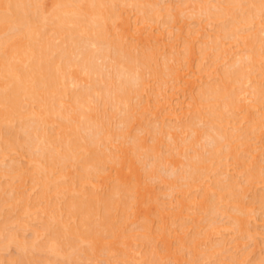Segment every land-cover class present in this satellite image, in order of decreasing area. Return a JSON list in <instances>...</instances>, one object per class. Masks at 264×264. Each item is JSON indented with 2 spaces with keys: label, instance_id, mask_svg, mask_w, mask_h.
Wrapping results in <instances>:
<instances>
[{
  "label": "rangeland",
  "instance_id": "rangeland-1",
  "mask_svg": "<svg viewBox=\"0 0 264 264\" xmlns=\"http://www.w3.org/2000/svg\"><path fill=\"white\" fill-rule=\"evenodd\" d=\"M154 1L156 3L158 1H160L161 4L160 3L159 4H160V7H162V8L163 7L164 8L169 7L172 13L169 10H168V12L171 13L172 16L170 14H168V15L172 18H175V19L173 20L172 18L169 17L172 20V22L170 20L169 21L170 23H168V20H167L168 16L166 15L167 17H164V15H165L164 11L166 10L165 12H167V9L164 10V8H163V14L164 15L162 14L163 15V16L161 15L162 17H160V18L156 17L157 18L156 19L155 16H150L149 19H153V20L147 21L148 18L145 15L144 16L146 18L144 16H142L143 14L138 12V9L136 8V6L131 1H122V2H120L122 5L117 4L119 7H117V5L115 6L116 9H118L117 13L119 14V12H120L121 16L119 17V15H118L117 17L112 19V21L110 20L108 22V25H107L108 40L111 39L109 41H111V42L114 41L113 43H116V42L121 43L124 46V48L128 49V50L126 49L128 52L132 51V53L134 55H135V51H136V54L138 52L139 55L141 52L148 53L146 55H150L152 53V55L154 54L156 57L155 58L153 56V58L155 60H152V61H154L160 65H163V62L166 61V59H168V56H170L169 60H171V61H169V60H167V61H169V68L172 66L171 72L174 73V75H173L170 72L171 75H169L167 77V75L170 71V69H168L167 75L165 74L166 73V71H165L164 72L165 75L163 74V77L161 76L162 74H160V76H159L158 74L161 72L163 73V70L165 69L166 66H164L163 70H162L163 66H161V68L157 67V69H161V71L156 74L157 69L156 70L154 69V68H156V65H155L156 63L153 62L154 64H152L151 61H150L151 62L150 65L152 64L151 67L154 66V68H153L154 70L153 69L151 70V68H150L151 72H148V70H149L148 66H150V65L141 67L142 71H140V73L144 75V83H146L145 84L146 87H143L144 89L142 88V92H140L141 96L138 97V99L136 98L137 97L136 94L133 98H132V96L134 94L131 95L132 103H130L131 107H130L129 111H132L131 112L132 119H134V118L135 119L131 123L132 124L131 128H128V130H127L130 132V137H129V132H127L126 138H123V139L120 138V140H119V138H117L118 139L117 140L115 138L116 136H114L115 140L112 141L111 139H113V136H112V138H110L111 137L110 136L109 138L111 141L109 142V138H108L107 142H109V143H104L105 145L108 144L107 147H105V149L109 150L110 152L105 150L104 147L100 148L102 151L101 150L99 151L97 149L99 152H105L106 151L105 154L107 152L111 153V151H112L113 152L112 154H115L114 155L115 158H113V160L114 159L117 160L116 159L117 156L119 157L118 158L119 161H117L118 164L115 163L116 162L115 160L112 161V158H111L112 154L107 153V155H109L111 158L110 159L111 163H109L110 161H108V160H107L108 165H106L107 161L104 163L106 165V167H104L105 169L103 171V174L100 173L101 175L99 178H96V179L92 178L95 181L92 180L93 181L92 182V181H90L91 180L90 179V180H88V182L85 180L84 181L85 183L82 180L79 181V179L77 177V175H78L77 172L79 171L78 170L79 168H76V167H75L76 169L72 168L73 164L75 166V163H73V161L71 162L72 166H70L71 164H70V162H68L69 163L68 165L70 166V168L68 170L70 172L67 170L66 174L65 173L60 174V173L63 171L61 169L65 170L67 167H69L68 165H59V164L56 165L54 167V169L59 170V171L61 170L60 172L57 171L59 175L57 174V172H55L54 169L52 170L51 173H49L52 175V177L48 173H46V174L49 175L51 177V179H53L54 181L56 179H60V175L64 176V174H65V177H67L66 175L68 174V177L70 179L67 178L68 180H66V178L62 177V179H63L62 182L64 184H66V187L63 183H60V180H58L59 182L57 181L58 183L61 184L60 187L64 186L63 187L64 189H67L68 185H70V184H71L70 185L71 188H73V186L76 187V188L72 189L73 191L70 190L71 188H69V191H67L68 190L67 189V190H65L66 192L65 191L62 192V193H64L65 197H68V195H69V197H68L69 199H68V198H65L61 192L58 193L57 192L58 190H55L56 187H55L54 183H52V184H54L53 187H52V184H50L52 187L51 191H50V189H48L49 190L48 191L47 189H45L43 187L42 180L43 179L45 180V178H46L45 177L46 175H44L45 173L43 174L44 175L43 179H42L43 175L40 176L41 174L37 175L36 172L33 173V170H34L33 168H35L34 167L35 162L32 163L31 160H33V159H30V158H31L32 154H33V157H36L35 155H37V156L39 155L37 149H36L37 154L35 153V155H34V152H31L32 150H30V151L27 150V148H26L27 146H25L26 143H25V145L23 143H17L16 145L19 148H15V144H14L13 147L11 146L12 147L11 149L7 148V149H9L7 151H4V149H1L0 152H2V154H4L5 152L7 153L9 151L6 155V157L1 156L2 161L3 160L5 161V162L4 161L2 162L0 160V163L1 162L3 163L2 165L0 164L1 165L0 169L1 168H2V170L5 169L4 171H1V172L3 173L6 171L9 173L12 169L16 170V172H15L14 176H11L10 174L5 172V174L4 175L2 174V177H0V181H2L5 184L4 185V184L0 183V185H1L0 187H2L4 185V187H5L4 191H7V192H4L2 188H1L2 190L0 189L1 190L0 193H3V192L5 193V194L3 193L4 196L1 195V197H3L2 198L3 200L0 199L2 202H4V203H2L0 201V214H2L1 212L4 208H6L7 206H10L9 204L12 203V201H10V200H13L15 203L18 201L17 204L19 203L18 205L13 203L15 206H13V204H12L13 209L15 207L14 210L17 212H15V211L13 212V210H11V209L9 210L7 208L3 210L4 213L7 215L6 216L3 213L4 214V215L2 214L3 217L6 216L9 219V216H10L9 214H11V218H12V219L10 218L12 220V222L9 221L10 222L9 223L8 219H7V221L4 220V219H6V217H4V218L2 216L0 217V223L4 224L3 222L6 221L7 224L10 225V226H8L7 224H4V225L8 226V227L6 226L7 229H5L6 227L3 225L1 226L3 228V233H7L9 235V233H16V232H14L16 230V231H18L16 233L17 237L23 236L21 238L22 241H25L24 238L26 237V242H31L32 240H34V241H36L35 243L39 242L43 246L44 244L48 243L46 241H48V238L51 239L53 232L59 228V225L61 223H65L66 226L69 223L72 227H74L73 225H75L76 226L75 228L78 227V229L79 228L81 229V227H82L81 218L78 219V217L72 216V215H70L71 217L70 216L68 217L67 216L68 212H65L64 213L65 215L62 216L63 215L62 211L64 209L67 210L68 205H70V203H72L71 200L73 201V198L76 195L78 197L77 190L81 189V191H83L82 187L84 186V189H86V190H84L85 191L84 194L88 195V191L92 190L93 194H95V195L100 194L102 197V196L106 195L107 192L109 194L110 189H111V187L114 186V184L117 185L118 183H121L119 185L122 186L124 183H126V184L129 183L128 186L131 185L132 186L131 188L132 189L134 188L133 189L134 191L132 190L134 192L132 194L133 196L130 195V193H129V195L124 197L123 194L121 193V194H118V196L116 195L117 198H115V199L118 200L120 198H125V200H126V198H128V196H131L132 198L127 199V202L130 205H134V206L131 207L132 211L127 210L129 208V207H127V209L126 208L125 209L120 208L121 212H120V209L114 212L115 223H116V226H115L114 231H113L114 233H111L112 237H111V235L110 236L106 235V237H110L109 239L112 238L111 240L114 241L113 243H111V240H106V246L109 250L105 246L103 247V245H105L104 244L105 241L103 240L104 242H102V246H100V249H101V247H103V249L102 250L97 249L98 250L97 252L99 254L97 255V252L95 253V251H94L96 256H94V254L90 253V257L89 256L87 257V255H89V248H87V247L90 246V244L87 245V244L82 242L79 244V245H81L80 250L88 249L87 250L88 254L85 253L86 255H82L80 253L81 256H80V254H79V256L81 257V261H80V257H79V260H77V261H80L82 264L83 263L84 264L85 263L86 264H125V263L126 264H128V263L129 264H155V263L156 264H215V263H217V264H222V263L223 264H264V199H263L264 198V104H262V105L255 104L256 107H252L254 105V97H252L253 96L252 93H254L253 92L254 91L253 85L254 86L255 85H261V84L264 85V32H263L264 31V28H263L264 27V18L262 15H260L262 17H260V16H259L260 18L258 17L259 21L256 20L255 21L256 23L251 24L250 27H249V25L244 26V28L246 27L245 29L242 28L243 26H241V25H237L236 27H233L232 28V32H234L233 35L237 34V36L235 35L236 37L231 38V39H228V37L229 36L231 37V35H229L226 38L224 36H222L225 39L224 40L221 37V35H223V34H221L222 32L220 29V27H221L220 23L225 26L232 21V17L227 16L224 18H217V19H212V21H209V20L207 21L206 17L201 16V14L197 15L199 13H198V11H196V7H197V5H200V6L202 5L201 0H198L200 3L197 0H193V1L191 0L192 2L190 0H165L164 2H163V0H154ZM204 1H209V5H217V4H220V2H222L220 0H204ZM54 3H55V0H46V3H44L46 6V7L44 6L45 7L44 9H45L47 14L52 11L50 8L53 9V7L55 5ZM184 4H186V5H184ZM200 6L198 8H200ZM135 8L137 10H135ZM158 8H159V6H158ZM183 8L186 9L185 15L184 16L177 15L178 12L180 11V9L184 10ZM263 15H264V13H263ZM175 16L176 17L178 16V17L176 18ZM113 20H116V21L113 22ZM218 24L220 25V27H218ZM247 27H249V28H247ZM48 29H50V28L48 27ZM48 32H50V34H52V35L49 34L46 36H49V38H51V41L52 42L54 41L55 43L54 42L53 43L57 44L58 47L62 46L61 45L63 43L62 37H61V39H60L61 41H60L59 36L55 35L56 38L58 37L56 39L54 36V33H52L51 30H49ZM48 32H46V34H48ZM216 32H217V34H216ZM219 32H221V33H219ZM259 32H261V33H259ZM218 33L221 35H219ZM256 34H258V37H260L259 40H262V41H258V37ZM218 35L220 36L221 39L219 38ZM217 36H218L219 40H221V44L222 43H224V44H222V45L220 44L221 48L223 47L222 51H221L222 54H221V56H216L219 58L217 60H215L216 58H213L214 57L213 53L215 54L217 51H215L212 48V46H214V45L209 46V44L211 45V43H209V41L216 38ZM251 36L252 37L256 36L257 40L255 38L253 40V38ZM53 37L56 40L53 39ZM177 38H179V39H177ZM222 40H224V41L222 42ZM203 41L204 42L207 41L209 43L208 46L211 47L212 50H214V51H212L210 49V51H212V52H205L206 50H204V52L202 51L204 54L205 53L207 54V55L205 54L204 56H202V52H199L200 50H203L202 47L206 46V45H204L205 43L202 44ZM212 41H213V43L215 42L214 40H212ZM251 41L254 42L253 47L255 48L254 51H253V49H252V51L254 53L257 52L256 54L259 53L261 55L260 59H258L257 60L258 62L256 61V64H255L256 68L254 70H258V71H255L256 75L255 74H253V76L250 75L251 76L250 78H252L251 81L254 79L253 77H255V79H254L255 82H251V81L247 82L245 84V86H243V85L241 86L242 92L238 91L239 93H241V95L239 94L240 95L239 100H241V103L239 102L241 105L240 107H242V108L245 107V108H243V109L238 108L239 110L235 111V112H237V115L234 112V115L237 116L235 118L236 120L233 118L235 121L231 120L230 121L231 124L228 123V125L226 124V126L225 125L223 126V124L220 123L225 131L228 129L227 131H229V134H230V132L235 133L237 139L232 138L233 140H230V138H231L230 137L229 140L232 141V143H231L232 147H234V145L237 146L238 150L236 149V152L238 154L235 153L236 156H239V155L240 156H239V158L236 159L235 158L236 156H232L231 152H228L229 153L228 155L225 153V155L227 157L225 156L223 158V161L221 160V162H225L224 167L226 169L223 167L222 173L220 172L221 166L216 165L217 162L216 163L214 162L215 164L214 163H212V164H213V166L216 165L215 168L211 169L210 172L208 170L204 171V174H207V176H205V178H203L204 176L201 177L202 181L200 180V178L197 179L199 181L187 180L189 182L193 181L194 183L190 182L189 187L187 185L185 186L184 184L185 183L187 184L188 182H186V180H184L183 178L180 179L179 176L181 175V173L179 175L178 172H181L182 170L185 171L184 166H186V163L188 162L187 159L190 157V155L192 156V155L197 153V152L194 153V150L198 149V151L203 150V152H204L205 149H208L207 148L208 146H210L209 148H211V145L209 143L210 139H208V135L207 136H204L205 134L201 135L202 132L205 133V131H208L207 130L208 128L205 129L206 125L208 124L206 122L209 121V123H210L211 118H210V114L206 108L208 106L205 107V105H203L201 102L202 99H201V96L199 94V89H201V91L203 90L201 87H203L205 89L204 85L207 83L208 84L211 83L212 85L215 82L220 83L221 77L223 78V76H221V75L222 74L224 75V73L220 72V70L223 71L222 69H225V68L227 69L228 66L230 64H232L235 60H238V58H243L242 56L246 55L244 57L246 59L247 54H250L252 52L251 51L250 53H248L249 49L247 47V42L249 44V42L251 43ZM255 44H257V46H255ZM190 47L193 48V51ZM209 47H207V48H209ZM91 48H93V50L98 49L95 46H92ZM190 49H191V51H190ZM208 51H209V49H208ZM57 52L60 53V51H57ZM164 53H165L166 59H164ZM54 55H55V53H54ZM139 55H135V56H139ZM58 56L59 55L56 53V55L54 57H58ZM208 56H210V57H208ZM79 58H81V56H79ZM156 59L158 60V62ZM77 60H78V58H77ZM214 60L217 62L216 64L214 63ZM108 61L110 62V59H108ZM103 62L104 61H102V60L98 61L99 64L103 63ZM249 62H252V61H249ZM106 63H108V62H105V67H106ZM110 64L114 65V66H112V65L111 66H112V69L115 70L116 66H115L114 62L113 63L111 62ZM164 64H166V62H164ZM250 65H252V64L250 63ZM108 66H109V68H111V66L109 64H108ZM253 66H254V63H253ZM253 66H251L250 69H252ZM76 68H77V66H76ZM76 68H74L75 72L74 71L73 72H74V74L76 73L77 75L75 74L76 76H74L72 74V76L76 77L77 79L74 78L75 81L74 80L73 81L75 83L71 80L72 81L71 83L73 85L69 84L70 85V87H69L70 93L78 90V88H80L81 90H84V89L89 88L91 86V81L89 80L87 75L82 73L80 70L78 71ZM167 68H168V65H167L166 69ZM70 69H71V71L73 70L72 68H70ZM103 69H105V68H103ZM174 69H175V71L173 72ZM250 69H248L249 70L248 72H251L250 74H252V70L250 71ZM105 70L109 71V69H105ZM71 71H70V74H71ZM110 71L108 73L105 71V73L111 74V75L115 74L114 71H111V72ZM152 71L155 72L154 73L155 77L153 76ZM205 71H206V73H205ZM220 73H222V74H220ZM156 75H158V76H156ZM164 76L167 77V78L165 77L166 80H165ZM172 76H174V80L172 79L173 78ZM200 79H202V80H200ZM76 80H77V82H76ZM116 80H117V78H115V81ZM192 83L195 84V85L193 84L194 90H189V88L191 87L190 85H192ZM263 85H261V86H263ZM237 87H239V85H236V88ZM190 89H193V88H190ZM201 91H200V93H201ZM198 96H199V99H197ZM93 99H94V97H93ZM97 99L98 98L96 96L94 100L97 102L91 103L92 109H90V110H92L93 112L92 111L90 112V110L87 109V110H89V113H91L90 116L92 117L93 121L96 122L97 120L102 119L101 122H103L104 124L107 125V126L105 125L107 127V128H105L106 130L109 131V130L113 129V133H115L114 129H116V131H117L116 133H118V127H119V132H120V126L118 125V123L120 121V119H119L120 116L122 118V114H120V116H119V113H121V112L118 111V115L114 117L113 113H115V112L117 113V110L114 109V107H109L110 105H106V108H108V113H106L107 110H106V112H103L104 109L100 108V106H103L104 104L103 103H101V105L98 104L100 102ZM136 99H137V101H136ZM170 99L172 100L171 102H173L174 104L169 101ZM200 99H201V101H200ZM65 100H66L65 102H67V104L69 105L70 104V98L67 97V99H65ZM90 101H91V98H90ZM100 101H101V99H100ZM198 102H201V103H198ZM203 103H205V102H203ZM201 104L204 107L200 106ZM25 105H27V104H25ZM98 105H100V106H98ZM132 105H133V107H132ZM135 105H136V107H134ZM36 106H38L37 103L30 104L29 106L28 105L24 106L25 108L27 107L26 109H28V111L24 109V110H22V114L25 113V115H26V113L29 114L33 110L34 111L38 110V107H36ZM96 106H98V107L96 108ZM170 107H174L175 110L177 111L176 113H177L178 117H177V119L175 118L176 120L170 119V116L173 114V111H174V109L170 110ZM236 107H238V106H236ZM0 108H1V106H0ZM177 109H179V110H177ZM112 110H113V112H112ZM210 110L211 109H209V111ZM227 110L224 109V111H226L228 114ZM232 110H234V109H232ZM24 111H27V112H24ZM133 111L135 112V114ZM111 112H112V115H111ZM74 113L75 112L70 113V115L68 116L69 121L62 119L61 117L54 116L53 118H51V120L48 121L46 128L48 129V131L52 135L55 134V136H58V134H59L58 132L64 133L68 130L70 132L69 128H68V130L67 129L62 130L61 127L58 125H59V123H66V122H67L66 124H68V125H70V124L71 125H76V124L78 125L79 122L84 121V120L80 119L82 117L77 116V114L73 115ZM169 113H170V115H168ZM229 113H231L230 110H229ZM205 114H206V116H205ZM207 114H209V116ZM100 115L102 116V118ZM103 115L105 117H103ZM109 115H111V116H109ZM228 115H230V114H228ZM74 116L77 118H74ZM109 117H111L112 119H110ZM113 117H114V119H113ZM173 117H176V116H174V114H173V116H171V118H173ZM99 118H101V119H99ZM106 118H109L108 119L109 122L107 121ZM251 118H253L255 120L257 119L256 121H258V123H259L258 128L256 130L252 131L253 133H251V131H250V129H251L250 127L252 125L250 123ZM75 119L76 120L78 119V120L76 121ZM253 119H251L252 120L251 122L255 121ZM80 120H82V121H80ZM147 120L149 121L148 122L149 126L147 125ZM101 122H99V123H101ZM227 122H229V121H227ZM233 122H234V125H237V126L232 125ZM103 123L101 124V126L103 125ZM120 123H121V121H120ZM153 123L155 124L154 126H153ZM157 123H159V124H157ZM235 123H238V124H235ZM142 124H144V125H142ZM146 125H147V127H146L147 130L145 129ZM150 125L152 126V128H154V130L158 129V130H156L158 132H156V131L154 132V130H153L154 133H152ZM194 125H195V127H194ZM209 125L210 124H208V126ZM217 125H218V123H217ZM13 126H15V125L13 124ZM155 126H157L156 129H155ZM190 126H192V127H190ZM227 126L229 128H227ZM11 128H13V127H11ZM18 128H20L21 131H23L20 124L19 123L17 124V122H16V126L14 127V132L19 134L20 131L19 132L17 131V130H19ZM122 128H123V125H121V130H122ZM195 128H197L196 131L198 130L197 133L194 130ZM239 128H240V130H238ZM4 129H6V127L5 128L3 127V129L1 128V131ZM53 129L55 130V132ZM160 129H161V132L163 131L164 134L160 133ZM204 129H205V131H203ZM234 129H236L237 131ZM246 129H247V131H245ZM5 131H7V130H5ZM87 131L83 132V134H85V133H86V135L92 134V132L87 133ZM147 131L149 132V134ZM12 132H13V130H12ZM23 132H20L19 136L21 135L22 137H25L26 134L25 133L22 134ZM110 132H112V131H110ZM244 132H248V134L245 133V136H244V134H243ZM56 133H58V134L56 135ZM109 133H108V135H109ZM210 133H212V132H210ZM196 134H198V135L196 136ZM206 134H207V132H206ZM134 135H137V137H139V139H142L143 143H145L147 146H153V147L155 146L156 147V145H157L158 147H156V148L159 149L158 151L156 149L157 155L160 151L159 154L162 155V159L164 158V156H166V158L163 160V162H165V160H166L167 166H165L164 163H163L164 164L163 166L160 165L162 167V169L160 168L161 170L159 169V172H161V173H159L157 171L158 173H156L157 174L156 177L155 176H153V178L149 177V173L152 172V171L149 172V169H150L149 164L154 162V161H152L154 159V156H153V158H151V156H149L150 157L149 158L147 156L149 154L146 153V152H148V150L146 151V149L142 150L141 151L142 153L139 152L140 153L139 155L137 153H134L131 150L133 142H134V137H135ZM153 135L156 136V139L158 138L157 139L158 141H156V139L154 140L155 137ZM159 136H160V138H159ZM191 136H192V138H191ZM230 136H231V134H230ZM239 136L243 137V139H245V140L241 139ZM198 137H199L200 141L198 140ZM1 140L3 141V139H0V141ZM206 140H209V142L207 141V143H209L208 145L206 143ZM194 142H196L195 145L192 144ZM227 143L228 142H226L224 144L228 145ZM241 143H244V144H241ZM202 144L207 145L206 148L204 147L205 149L203 148ZM191 145L194 146L192 149L190 148ZM239 145H242V146H239ZM185 146H188V147H185ZM23 147H25L26 149ZM28 148H29V146H28ZM184 148L187 149L188 151L185 150ZM103 149L105 151H103ZM227 149L228 148H225V152L229 151ZM10 150H11V152H10ZM15 150H16V152H15ZM25 150H27L28 152ZM168 150H169V152H168ZM22 151H24V152H22ZM244 151H247V152H244ZM29 152H31V153H29ZM187 152L188 153L190 152V155ZM192 152L194 154H191ZM26 153H28V154L26 155ZM186 153L188 154V156H187L188 158H185ZM141 154L143 156V158L141 157L142 159H140ZM201 154H204V156L206 155L205 157H207L208 151L206 153V150H205V152L201 153ZM248 154L249 155L253 154V155L249 156ZM145 155L147 156V158H149L148 160L145 157ZM150 155H154V153H151ZM161 155L159 157H161ZM229 155H230V159H229ZM114 156H112V157H114ZM208 156H209V154H208ZM231 157H233L236 161H234V159H232ZM240 157H242L243 160H245V161L240 160ZM150 159H152V160L149 161ZM167 159H168V161H167ZM120 162L123 164H121ZM148 162H150V163H148ZM181 162H183V163L186 162L185 165L183 166L184 167L183 169H182L183 164ZM178 163L182 164V165H179ZM208 164H209V162H208ZM217 164H219V163H217ZM220 164L223 165V163H220ZM3 165H4V167H3ZM32 165H34V166H32ZM177 165H179V166L177 167ZM243 165H244V167H243ZM9 166H11V167H9ZM57 166H58V168L60 167L61 169L60 168L57 169L56 168ZM76 166H78V165H76ZM164 166H165V168H164ZM219 168H220V171H218ZM251 168H254V170H256L255 171L256 173L254 172L253 169H252L253 171H250ZM167 169H169V170H167ZM177 169L180 171H177ZM216 169L220 173L217 174ZM20 170L21 171L23 170V171L21 172ZM247 170H249L250 172H254L255 174H258L259 179H257V178L255 179V177H254V179L253 178L249 179V177H248L249 175H248V173H246V172H248ZM19 171H20V173L24 172V176L23 175L21 176V178L23 177L22 178L23 180L21 178H19V180H18V175L20 174V173H18ZM27 171L29 173H27ZM30 171H31V175H32L31 177H33V179L30 178ZM75 171H77V172H75ZM175 171H177V172H175ZM212 171L213 172L216 171L215 173L217 175H214L212 173ZM223 171L225 172L224 174H223ZM104 172H106V173H104ZM166 172H168V173H166ZM183 172H182V176H184V174H185ZM35 173H36V175H35ZM72 173H73V175H76L75 173H77V175L72 176ZM174 173H176V175H174ZM156 174L154 173V175H156ZM162 174L164 175V177ZM221 174H223V175H221ZM5 175H7L9 177H4ZM35 176H37L38 179H42V180L41 181L40 180L35 181V179H34ZM98 176H99V174L96 177H98ZM220 176H222V177H220ZM37 177H35L36 180H38ZM56 177H58V178H56ZM73 177L74 178L76 177L78 179V181H77V179H74ZM219 177L223 181L224 180L228 181V179H230L229 177H231V178L233 177V179H230L229 181H232L233 183H235L237 185L236 190L241 193L243 203H244L243 205L244 206L246 205L245 209L249 208V210L247 209L248 212L246 210L248 215L243 216L242 214L238 213L239 214L238 217H242L243 219H247L246 221L249 223H247L245 228L248 229L250 234L247 233V231H246L247 234L244 232L242 233L244 235L238 234L239 232L241 233V231H239V229L235 228L236 226L234 224L230 223L232 221L229 220L230 217H229V219L227 217L232 215L230 213V212H232L231 211L232 206H229L227 199H226L227 198L226 196H225L226 198L221 199L222 201L221 200L217 201L218 205L222 204L221 205V211L223 210L222 212L224 213L223 217H222L223 219H221V220H220V218H221L222 214H219L221 211L218 213L219 216L221 215L219 218L214 217L215 222L217 221L219 223V225L216 224V226H218L217 227L218 229H216L217 231L214 229H209L211 227L208 226V222H207L208 217L206 218V220L203 221V217L205 219V216L207 215L206 212H203V210H204L203 209V207H204L203 201H205V199H206L205 197L208 196V199H209L210 197L214 196V195L212 196V194H215L217 191L219 192L218 189L215 192L216 186L214 185L216 182L215 180H218ZM20 179H21V183H20ZM64 179H65V181H64ZM72 179L74 182L76 180V182H78V183H75L76 185H73L74 182H72ZM178 179H180V180H178ZM49 180H50V178H49ZM67 181H68V183H67ZM48 182H50V181H48ZM57 182H55V183H57ZM79 182H81L80 183L81 188H80ZM130 182L133 184H131ZM36 183H38V185ZM86 183L88 184V186L83 185ZM18 184L21 185L20 189H18V188L16 189L15 185H17V187L20 186V185L18 186ZM77 184H79V185H77ZM12 186H14L15 188H13ZM37 186H39V187H37ZM11 187L13 190H15V192H13V191L9 192ZM54 187H55V189H54ZM88 188H89V190H88ZM59 190H61V189H59ZM47 191L50 194L49 196L52 195L51 197L48 196ZM71 191H72V193H71ZM81 191H79V192H81ZM12 192L14 193V195L12 194ZM17 192H19V194ZM23 192H24V194H23ZM74 192L77 194H75ZM90 192L91 191H89V193ZM206 192H208V195L206 194ZM54 193H57L55 195H57L58 198L60 197V195H61V197L58 199L57 197H55ZM73 193L75 195L72 197L71 195ZM39 194H40V196H38ZM209 195H211V196H209ZM15 196L18 197V199H20L22 196V198H24V199H22L21 201H24L25 204L23 202L21 204V201L19 202V200L16 199ZM253 196H255V197H253ZM259 196H260L261 200H260V198H258ZM77 197H75V199H77ZM10 198H12V199H10ZM13 198H15L16 200H14ZM48 198L49 199L51 198L50 201L53 200L55 205L52 204V201L50 202ZM56 198L58 200H63V202L61 203L60 201L58 202V200L56 201ZM6 199H8V200H6ZM38 199H40L39 200L40 202L41 201H44V202H41V204H40V202L37 201ZM224 199H225V202H227V203H224ZM256 199H259V202ZM47 201H49V202H47ZM66 201L68 202V205H67ZM56 202L58 203V205L56 204ZM155 202H157L158 204ZM220 202H222V203H220ZM59 203H61L60 206H59ZM65 203H66V205H64ZM229 203H231V202L229 201ZM2 204H3V207H2ZM4 204H5V206H4ZM62 204L64 205V207L62 206ZM21 205H23V207H24V205L25 206L27 205L26 207H29L30 209H28V210L26 208L21 209ZM31 205L34 207H32ZM48 206L49 207L52 206V207H50L48 209ZM55 206L57 207L56 209H55ZM65 206H67V207H65ZM228 206L230 207V209L228 208ZM53 207H54V209L51 212L50 209ZM58 207H60V208H58ZM224 207H226V208H224ZM39 208H41V209H39ZM42 208H44V209H42ZM37 209L42 210L41 212L43 214L40 211H38ZM46 209H47V211H46ZM60 209H61V211H60ZM5 210H7V211L9 210V212L7 213ZM23 210L25 212L27 210L28 213L30 211L34 210L33 211L34 215L36 214L35 213V210H36L40 214L37 213L38 216L35 217L34 215L31 214L32 213L31 212L30 213L31 215L29 214L30 215L29 216V215H27V212L25 213ZM55 210H58V211H56V213H55ZM126 210H127V212H126ZM225 210H227V211H225ZM122 211H123V213H122ZM250 211H251V213H250ZM228 212L230 215L228 214ZM21 213L22 214L24 213L25 216L22 217ZM51 213L57 214L58 218L61 216L60 217L61 221L59 220L60 224L56 225L59 221L55 220L56 216L53 214L54 215V217H53V215ZM124 213H125V215H123ZM233 213H236V210L233 211ZM58 214H59V216H58ZM97 215H96V218L95 217H93V218H95L94 223L97 222V224H98L100 219H99V217H97ZM178 215L181 216L182 218L180 219V217ZM39 216H40V218H38ZM65 216H67L66 218H68V219L70 218L72 222L70 221V219H69V221H68V219H65L64 218ZM99 216L101 217V214ZM215 216H218V215L216 214ZM224 216H225V218H224ZM248 216H250V217H248ZM17 217H18V219H17ZM31 217H35V218H32V223H31ZM232 217L234 218L235 216H232ZM232 217H231V219L234 220ZM14 218L16 220H14ZM19 218H22V219L19 220ZM36 218H38V219H36ZM93 218H92V220H93ZM40 219H42V221L43 220L44 221L42 222ZM96 219H98L99 221ZM17 220H19L21 222H18ZM34 220H36L37 222ZM76 221L77 222L79 221L81 223V227H79L80 223L79 222L76 223ZM222 221L225 222L227 224V226ZM15 222H17V223H15ZM33 222H35V223H33ZM55 222H57V223H55ZM220 222H221V224H220ZM18 223H19L18 227H21L20 223L26 225L25 227H23L24 225L22 226L23 228H26L25 229L26 231H22L23 229L21 227L20 232H19V228L17 226H15ZM30 223L32 224V226ZM222 223L224 225H222ZM12 224H14L13 227H15V228L12 227L13 229L11 228ZM42 224H44V225L42 226ZM45 224L47 226L49 225V227L52 225L50 227L51 230H50L49 234H47L48 230L47 231L44 230V229H46ZM147 224L150 226L149 231H145L143 228H141L142 225L144 226ZM122 225H124V226H122ZM37 226H39V229H37ZM56 226H57V229H56ZM233 227H234V229H233ZM140 228H141V231H140ZM219 228H221V229H219ZM40 229H42V230L39 231ZM4 230H7V231L5 232ZM8 230H10V232ZM33 230H35V232ZM45 231H46V233H43ZM199 231L201 232V234ZM32 232H34V234ZM217 232H219V233H217ZM36 233L39 234L41 237L38 235L36 238ZM51 233H52V235H51ZM135 233H136V235H135ZM138 233L141 235L148 233L147 235H149V237L148 236L145 237L146 239H143L142 237L139 238ZM198 233H199V235H198ZM7 234H6V236L8 237ZM45 234H47V235L45 236ZM113 234H115V235H113ZM126 235H129V236H126ZM207 235H208V237H207ZM248 235H250V236H248ZM2 236L4 237V240H3V238H1L2 243H3V241L6 242L7 238L5 240V237H6L5 234H3ZM2 236L0 235V237H2ZM33 236H34V238H33ZM125 236H126V238H125ZM46 237H47V239H46ZM106 237H105V239H107ZM31 238H33V239L31 240ZM124 238L126 241L124 240ZM128 238H130V239H128ZM141 238L143 240H140ZM147 238H148V240L150 239L151 242L146 241ZM1 239H0V241H1ZM18 239H20V238H18ZM21 240L19 241V243L22 242ZM40 240L42 241V243L40 242ZM144 240L146 242H144ZM191 240H194L193 241L194 243L193 242L189 243V241H191ZM34 241H32V242H34ZM79 242L80 241H78V243ZM220 242L224 245H226V244L227 245L221 246L224 249L223 248H220L219 250L217 249L215 258L212 259V257H207L204 255L205 253L208 252L209 246H211V245L214 246V244L216 245V243L220 244ZM126 243H127V245H126ZM128 243L130 245H128ZM145 243H147V244H145ZM40 244H38V245H40ZM182 244L185 247H182ZM184 244H186V245H184ZM16 245H14V247ZM41 245H40V247H42ZM99 245H98V248H99ZM108 245H111L113 250H112V248L110 249L109 247H111V246H108ZM187 246H188V248H187ZM14 247H12V248L9 247L11 250L10 249L8 250V248L2 249L4 251H2L0 253V256H2L1 258H3V260L5 258L8 259L9 257H13V259L9 258L7 262H5L6 260H4V262L2 260L1 264H2V262H3V264H6V263L11 264L12 262H10V261L14 260L15 257H19L20 255L25 256L24 255V254H26L25 250L21 253H18V251H16V250L17 249L19 250V248L15 247V248H17L15 250ZM36 247H37V244H36ZM40 247H37V248L40 249ZM219 247H217V248H219ZM37 248H36V251H37ZM66 248H68L65 251L66 253H67V251H68V253H70V251H72V249L70 250V248L68 246H66ZM104 248H106L105 251H103ZM5 250H8V251H5ZM110 250L113 252H111ZM83 251H82V253H83ZM128 251H129V253H128ZM28 252L30 253V251H28ZM28 252H27V257L30 256V258H32L31 255L34 257L38 256L39 258L38 259L36 258L37 260H43L44 261V259H42V258L43 257L45 258L46 256H47L46 258L49 257V258H51V260H52V258L53 259L55 258V256L53 257V254H51V253H47V254L51 255V257L49 255H47L46 253H44V250H43V252L41 250L40 251L41 253H35L32 251L33 254H31V255H29ZM90 252H93V251H91V249H90ZM124 252H125V254H124ZM42 253H44L46 255L44 256V254L42 255ZM1 254H3V255H1ZM34 254H36V255H34ZM150 254H151V256L154 255V257L151 258ZM122 255L125 257H123ZM162 255L165 258H163ZM21 256L19 258H21ZM158 256H161V257H158ZM40 257H42V258H40ZM24 258H26V257H24ZM33 258L31 259V262H32ZM46 258H45V260H47ZM62 259L65 260V262ZM158 259H159V261H158ZM58 260H59V262H57V264H60L61 262L65 264L66 260L68 261V259L62 258V257H61V259L59 258ZM85 260H87V261L85 262ZM18 261L19 260L17 259L15 262L19 263ZM26 261H24V263ZM154 261H155V263H154ZM156 261H158V263ZM80 262H74L73 264H76V263L81 264ZM12 264H14V262ZM25 264H30V263H28V261H27ZM32 264H34V262H32ZM67 264H69V261ZM70 264H72V263H70Z\"/></svg>",
  "mask_w": 264,
  "mask_h": 264
},
{
  "label": "bare ground",
  "instance_id": "bare-ground-1",
  "mask_svg": "<svg viewBox=\"0 0 264 264\" xmlns=\"http://www.w3.org/2000/svg\"><path fill=\"white\" fill-rule=\"evenodd\" d=\"M122 1H131L136 6V8L138 9V12L142 13L143 14L142 16L145 15L148 18L147 21L148 20H153V19H149L150 16H155V18L156 17L160 18V17H162L164 15L163 14V8L164 7L163 8L160 7V4H161L160 1H158L156 3L154 0H143V1L142 0H55V3H54L55 5H54L53 9L50 8L52 11L50 13H48V14L46 13V11L44 9L46 7L45 4H44V3H46V0H0V106H1V108H0V139H3V141L2 140L0 141V150L4 149V151H7V150H9L7 148L11 149L14 144H15V148H19L16 145L17 143H23L24 145L26 143L25 146H27L26 147L27 150L28 151L32 150L31 152H34V155H35V153L37 154V151H38V154H39L38 156L35 155L36 157H33V154H32V156L30 158V159H33V160H31L32 163L35 162V166L32 165L35 168L32 167L34 169V170L33 169L32 170H33V173L36 172L37 175L41 174L40 176H42L45 173L44 175H46L45 176L46 178L44 180L43 179L44 175H43L42 176L43 180L42 179H38L37 176H35V177H37L38 180H36L35 177H34V179H35V181H39V180L41 181L42 180V185L47 190L50 189V191H51V188L55 184L56 189H55V187H54V189L58 190L57 191L58 193L59 192L62 193L63 191H65L67 189H68L67 191H69V188H71V186H70L71 184L68 185L67 189H64L63 188L64 186L60 187V185H61L60 183H63L62 182V180H63L62 177L66 178V180H68L67 179V178H69L68 174L66 175L67 177H65V174H66L67 170L70 168V166H72V164H71L72 161H73V163H75V166L73 164L72 168H74V169L79 168L78 169L79 171L77 170L78 172L75 171V172L78 173V175H77V173H75V174L77 175L79 181L82 180L84 182L86 180L88 182V180H90V179H91L90 181H92V180H94L96 178H99L100 175L103 174V171L105 169L104 167H106V165H108V161H110L109 163H111V160H110L111 158H112V161L115 160V159L113 160V158H115V156H114L115 154H112L113 153L112 151H111V153H109L110 151L105 149V147H107L108 144L105 145L104 143H109L111 140L114 141L115 140L114 136H116L115 137L116 139L119 138V140H120V138L121 139L126 138V134H127V132H129L127 130H128V128H131V125H132L131 123L135 119L134 117H133L134 119H132V116H131V112L132 111H129L130 107H131L130 103H132V98L135 96V94L137 96L136 98L138 99V97L141 96L140 92H142V88L146 87L145 86L146 83H144V75L140 73V71H142L141 67L150 65L151 62H152V64H154L156 62L152 61V60H155L153 58V56L155 57V55L154 54L152 55V53L150 55H146L148 53L141 52L140 55H139L138 52L136 54V51H135V55H139V56H135L132 53V51L128 52L127 51L128 49L124 48V46L121 43H117V42L113 43L114 41H112V42L109 41L111 39L108 40V35H107L108 22L110 20L112 21V19H114L118 15H119V17L121 16L120 12H119V14L117 13L118 9H116L115 6L117 4L118 5L119 4L122 5L120 3ZM164 1L165 0H163V2ZM220 1H222V2H220V4L209 5V1L201 0V4L202 5L201 6L197 5L196 11H198V13H199L197 15L201 14V16L206 17L207 21L208 20L212 21V19L224 18V17H227V16L232 17V21L229 24L224 26L223 24L220 23L221 27L223 26L222 28L218 24V27H220L221 32H222V33L221 32H219V33L223 34V35H221V34L218 33L219 35H221V37L224 36L226 38L229 35H231V37L229 36L228 39L234 38V37L237 36V34H235L236 36L233 35V33H234V32H232V28L233 27H236L237 25L243 26L242 28H244V26H246V25L247 26L249 25V27H250L251 24L256 23L255 21L258 20L260 17L263 16V18H264V15H263V13H264V0H224V1L220 0ZM118 5H117V7H119ZM184 5H186V4H184ZM158 6H159V8H158ZM199 6H200V8H198ZM136 8H135V10H137ZM165 9H167V12H165L166 11ZM181 9H180V11L178 12L177 15L184 16L185 13H186V9L185 8H183L184 10H181ZM164 10H165L164 11V13H165L164 17L168 16V18H169L170 16L168 14H170L172 16V14H171L172 12H171L169 7L168 8L167 7L164 8ZM168 10L171 13H169ZM260 15H262V16H260ZM168 18H167L168 23H170L169 21L171 20L170 18H172V17H170L169 19ZM172 19L174 20L175 18H172ZM114 21H116V20H113V22ZM171 22H172V20H171ZM48 27L50 29H48ZM249 27H247V28H249ZM49 30H51L52 33H54V36L55 35L59 36L60 37L59 40L62 37V39H63L62 42L63 43L62 44L60 43L62 46L58 47L57 44H54L55 43L54 41H53L54 43L51 41V38H49V36H46V35L50 34V32H48ZM46 32H48V34H46ZM217 32H216V34H217ZM259 33H261V32H259ZM50 35H52V34H50ZM256 35L258 37V34H256ZM218 36L216 37L217 39L216 38L212 39V40L215 41L214 43H213L212 40H211L212 42L209 41V43H211V45L207 41L206 42L203 41V43H202V44L205 43L204 45H206L207 47L214 45V46H212V48L215 51H217L216 52L217 54L213 53L214 57L213 56L212 57L216 58L215 60H217L219 58V57H216V56H221V54H222L221 51H222V48H223V47L221 48V45L224 44V43L221 44V40H219L220 36H219V38H218ZM257 37L255 36V37H252V38H253V40H254V38L257 40ZM55 38H56V36H55ZM55 38L53 37V39H55ZM177 39H179V38H177ZM222 39H224V38L222 37ZM259 39H260V37H258V41H262V40H259ZM224 40H222V42ZM253 43L254 42H252V41H251V43L249 42V44L247 42V47L249 49L248 53H250L252 51V49L254 51L255 48L253 47L254 46ZM208 44H209V46H208ZM92 46H95L98 49L97 50H95V49L93 50V48H91ZM206 46L202 47L203 50H200L199 52H202V51L204 52V50H206L205 52L214 51V50L211 49V47L207 48ZM255 46H257V44H255ZM191 49L193 51V48H191ZM191 49H190V51H191ZM208 49H209V51H208ZM210 49L212 51H210ZM57 51H60V53L57 52ZM253 51L251 52L253 55L251 53L247 54L246 59L244 58L246 55L242 56L243 58H238V60H235L232 64H230L228 66L227 69L225 68L226 70L225 69H222L223 71L220 70V72L224 73V75L222 73H220V74H222L221 76H223V78L220 76L221 77V82L218 80L221 84L218 83V82L213 83V85L211 83L210 84L207 83V84L204 85L205 89L203 87H201L203 89L202 91H201V89H199V94H200L201 99H202V101H201V99H200V101L202 102L203 105H205V107L206 106L209 107V108L208 107H206V108H207V111L209 112L210 118H211L210 119V123H209V121L206 122V123L210 124L209 125L210 127L208 126V124L205 127V129L208 128L207 129L208 131H205V129L203 130V131H205V133H203L201 130L200 131L202 132L201 135H204V134H205L204 136L208 135V139H210V142H209V140H206V143L208 141L210 143V145H211V148H209L210 146H208L207 147L208 149H205L206 146L209 143H207V145L206 144L205 145L202 144L203 148L205 147L204 149L206 150V153L208 151L209 156L207 154V157H205L206 155L204 156V154H201V153H204L205 150H204V152H203V150H200L201 151L200 152L197 149V150H194V153L197 152L196 154H194L193 152L191 153V154H194L192 156L190 155V152L189 153L187 152L190 155V157H191V158L189 157L190 159L187 157L188 154L186 153V157L185 158H188L187 159L188 162L187 163L185 162L186 166H184L185 163H183V162H181L183 165L178 163L179 165H182V169L185 167V171L182 170L181 172H178L179 175L181 173V175L179 176L180 179L183 178L184 180H186V182H188L187 184L186 183L184 184L185 186L187 185L189 187L190 186V182L194 183L193 181L189 182L187 180H197L199 178L201 180V177H203V176H204L203 178H205V176H207V174H204V171L208 170L210 172L211 169H214L216 165L221 166L220 167L221 171H220V168H219L218 171H220L222 173V168L225 166V164H224L225 162H221V160L223 161V158L226 156L225 153L228 155L229 154L228 152H231L232 156H236L235 153H237L236 152L237 146L234 145V147H232L231 146L232 141H230V140H233L232 138H236V135H235L234 132L233 133L230 132V134H231V136H230L229 131H227L228 129L226 130L228 132L227 133L223 129L221 124H223V126L224 125L226 126V124L228 125V123H230L231 120H234L237 117L236 116L237 112H235V111L239 110L238 108H241V109L245 108V107H243V108L240 107L241 106L240 105L241 100H239V98H240L241 93H239V92H242V87L241 86L242 85L245 86V84L247 82L251 81L252 78H250V77L253 76V74L256 75L255 71H258V70H254L256 68L255 64H256V61L258 59H260V56H261L259 53L256 54L257 52L254 53ZM203 52H202V56H204L206 54V53L204 54ZM54 53H55V55L57 53L59 56L58 57H54L55 56ZM79 56H81V58H79ZM169 57L170 56H168V59H166L165 58V53H164V59H166V61H164V62H166V64L168 65L167 69H166L167 65L164 64V62H163V65H160V64L156 63L155 64L156 68H154V66L151 67L152 66V64H151L150 66H148L149 70H150V68H151V70L153 68L156 70L157 67L161 68V66H163L162 67V70H163L164 66H166L165 69L163 70V73L162 72L159 73L161 71V69H157L156 70V74L159 73L158 74L159 76H160V74H162L161 76L163 77L164 72L166 71L165 74L167 75L168 69H170V71H169V73L167 75V77H168L169 75H171L170 72H171V69H172L171 68L172 66L169 68V61H171V60H169L170 59ZM208 57H210V56H208ZM77 58H78V60H77ZM108 59H110V62L108 61ZM100 60L104 61L103 62L104 64L103 63L99 64L98 61H100ZM167 60H169V61H167ZM215 60H214V63L216 64L217 62ZM249 61H252V62H249ZM105 62H108V63H106V67H105ZM111 62L112 63L114 62L115 66H116L115 70L112 69V66H114V65L110 64ZM157 62H158V60H157ZM250 63L252 65H250ZM253 63H254V66H253ZM108 64L110 66L112 65L111 68H109ZM76 66H77V68H76ZM251 66H253L252 69H250ZM70 68H72L73 70L71 71ZM74 68H76L78 71L80 70L82 73L87 75V77L91 81V86L89 88L84 89V90H81L80 88H78V90H76V91L73 90L74 92L70 93V88H69L70 85L69 84H72L71 82L73 80L75 81L74 78H76V77H73L72 74L74 76L77 75L76 73H75L76 75L74 74V72H75ZM103 68L109 69V71L112 69L111 71H114L115 74L114 75L107 74L109 71H107V70H105ZM248 69H250V71L252 70V74H250L251 72H248L249 71ZM104 70L107 73H105ZM149 70H148V72H151V70L150 71ZM70 71H71V74H70ZM174 71H175V69L173 70V72ZM152 72H153V76L155 77V74H154L155 72L154 71H152ZM205 73H206V71H205ZM172 74L174 75V73H172ZM158 75H156V76H158ZM165 77L166 76H164V78ZM172 77H173L172 79L174 80V76H172ZM115 78H117L116 81H115ZM166 78H165V80H166ZM253 78L255 79V77H253ZM200 80H202V79H200ZM253 80L251 82H255V80L254 81ZM76 82H77V80H76ZM193 84L194 83H192V85H190L191 86L190 88H193V89L189 88V90H194V85L195 84L194 85ZM236 85H239V87L236 88ZM261 85H263V84H261ZM261 85H255V86L253 85V90H254L253 92L254 93H252L253 94L252 97H254V105L252 107H256L255 104H257V105L258 104L259 105L264 104V85L263 86H261ZM200 91H201V93H200ZM131 95H133L132 98H131ZM96 96L98 98L97 100L100 102L98 104H100V105H101V103L104 104V105L102 104L104 107L98 105V106H100V108L104 109L103 112H106V110H107L106 113H108V108H106V105H110L109 107H114V109L117 110V113L116 112L113 113L114 117L118 115V111L121 112V113H119V116H120V114H122V118H121V116L119 118L121 123H120V121H119L120 124L118 123V125L120 126V132H119V127H118V133H116L117 132L116 129H114L115 133H113V129L109 130V131L106 130L105 128H107L106 127L107 125L104 124L103 122H101V120H102L101 119L102 118L101 115H100L101 118H99L101 120H97L96 122L93 121L92 117L90 116L91 113H89V110L92 109L91 103L97 102V101L94 100ZM67 97L70 98V104L69 105L67 104V102H65L66 101L65 99H67ZM93 97H94V99H93ZM90 98H91L92 102L90 101ZM100 99H101V101H100ZM137 99H136V101H137ZM197 99H199V96H198ZM169 101L171 102L172 100L170 99ZM201 102H198V103H201ZM203 102H205L206 104L203 103ZM33 103H37L38 104V106H36V107H38V110H35V111L33 110L29 114L26 113V115H25L24 112H27L28 109H26L27 107L25 108L24 106H27V105L29 106L30 104H33ZM171 103H173V102H171ZM25 104H27V105H25ZM202 104L200 106H203ZM98 106H96V108ZM236 106H238V107H236ZM132 107H133V105H132ZM134 107H136V105ZM24 109L27 110V111H24L23 112L24 114H22V110H24ZM87 109H89V110H87ZM171 109H174L173 114L176 117L171 118V116H173V114L170 112L172 114L170 116V119L176 120L177 117H178V115L176 113L177 111L175 110L174 107H170V110ZM209 109H211V110L209 111ZM224 109L225 110L228 109L227 111H228V114H230V115H228L227 112L224 111ZM232 109H234V110H232ZM177 110H179V109H177ZM229 110H230L231 113H229ZM91 111L92 110H90V112ZM73 112H75L73 115L77 114V116L82 117L80 119H82L84 121L80 120L82 122H79L78 125L76 123H75L76 125H71V124L68 125V124H66L67 122L66 123H59V125L57 124L58 126L61 127L62 130H66V129L68 130V128L70 129V132L68 130V131H66L64 133H60V132H58L59 134L56 133V135L58 134V136H55V134L52 135L48 131V129L46 128V125L48 124V121L51 120V118L56 116V117H61L62 119H65V120L69 121L68 116L70 115V113H73ZM112 112H113V110H112ZM112 112H111V115H112ZM234 112H235L236 115H234ZM170 113L168 115H170ZM134 114H135V112H134ZM209 114H207V115L209 116ZM111 115H109V116H111ZM205 116H206V114H205ZM103 117H105V116L103 115ZM114 117H113V119H114ZM74 118H77V117L74 116ZM109 118L112 119L111 117H109ZM109 118H106L108 122H109V120H108ZM251 119H253V118H251ZM251 119H250V123L252 125L250 127L251 128L250 131H251V133H253L252 131H254V130H256L258 128V126H259L258 124L259 123H258V121H256L257 119L256 120L253 119V120H255L253 122H251L252 121ZM227 121H229V122H227ZM16 122H17V124L18 123L20 124V126H21V128L23 129L24 132L21 131L20 128H18L19 130H17V131L18 132L19 131L23 132L22 134L25 133L26 134L25 137H22L21 135H20L21 136L20 137L19 136L20 132H19V134L14 132V127L16 126ZM99 122H101V123H99ZM148 122L149 121L147 120V125H148ZM102 123H103V125L101 126ZM217 123H218V125H217ZM13 124L15 126H13ZM157 124H159V123H157ZM235 124H238V123H235ZM121 125H123L122 130H121ZM142 125H144V124H142ZM147 125L145 126V129H146ZM154 125L155 124L153 123V126ZM232 125H234V122H233ZM234 126H237V125H234ZM3 127L4 128L6 127V129L2 130L3 131L2 132L1 128L3 129ZM11 127H13V128H11ZM190 127H192V126H190ZM194 127H195V125H194ZM150 128L152 130V133H154L156 130H158V129H156L157 126H155L156 130H154V128H152L151 125H150ZM227 128H229V127L227 126ZM196 129L197 128H195L194 130L196 131ZM236 129H234V130H236ZM5 130H7V131H5ZM12 130H13L14 133L12 132ZM153 130H154V132H153ZM238 130H240V128ZM86 131H87V133L92 132V134L91 135H88V134L86 135V133L83 134V132H86ZM106 131L108 133L110 131H112V132H110L109 135H108V133ZM197 131H196V133H197ZM245 131H247V129ZM54 132H55V130H54ZM156 132H158V131H156ZM206 132H207V134H206ZM210 132H212V133H210ZM160 133L164 134L163 131L161 132V129H160ZM245 133L248 134V132H244L243 133L244 136H245ZM148 134H149V132H148ZM155 135H153L155 137V138L153 137L154 140L156 139ZM197 135L198 134H196V136ZM112 136H113V139L110 140V138H112ZM134 136H135L134 137V142H133L131 150L134 153H137L138 155L140 153H142L141 151L144 150V149H146V151L148 150V152L150 151L149 153L146 152L149 155H147L146 153L145 154L148 157L151 156V158H153V156H154L155 160L154 159L153 160L152 159L149 160V161L152 160L154 162L149 164L150 165L149 166L150 167L149 172L152 171L151 172L152 174L149 173V172L148 173H149V177H151V178H153V176L156 177L157 176L156 173L159 172L160 168L162 169V167L160 165L163 166L165 164V166H167L166 165V160H165V162H163V160L166 158V156H164V158L162 159V155L159 154L160 151H159V153L157 155V151L159 150V149L156 148V147H158L157 145H156V147L155 146L154 147L153 146H147L145 143H143L142 139H139V137H137V135H134ZM129 137H130V132H129ZM243 137H240V138L243 139ZM108 138H109V142H107ZM159 138H160V136H159ZM191 138H192V136H191ZM229 138H230V140H229ZM157 139H156V141H158ZM198 140H199V137H198ZM243 140H245V139H243ZM226 142H228L227 143L228 145L224 144ZM192 144L195 145L196 142H194ZM241 144H244V143H241ZM28 146H29V148H28ZM239 146H242V145H239ZM103 147H104L105 150L109 151L107 153L112 154V156H114V157L111 156V158H110V156L107 155V153L105 154L106 151L104 149H103V151H105V152H99L101 150L100 148H103ZM185 147H188V146H185ZM193 147L194 146L191 145L190 148L192 149ZM23 148H25V147H23ZM225 148H228L227 150H229V151L225 152ZM36 149H37V151H36ZM156 149H157V151H156ZM27 150H25V151H27ZM185 150H187V149H185ZM10 152H11V150H10ZM15 152H16V150H15ZM22 152H24V151H22ZM31 152H29V153H31ZM168 152H169V150H168ZM244 152H247V151H244ZM0 153L2 154V152H0ZM7 153L5 152L2 155L0 154V158H1V156L6 157ZM151 153H154V155H150ZM27 154L28 153H26V155ZM146 155H145V157L147 158ZM160 155H161V157H159ZM252 155H249V156H252ZM239 156H236L235 158L237 159V158H239ZM141 157L143 158L142 154L140 155V159H142ZM242 157H240V160H243L244 157L243 158ZM118 158L119 157L117 156V158H116L117 160H115L116 161L115 163H117V161H119ZM149 158H147V160ZM231 158L234 159L233 157H231ZM229 159H230V155H229ZM0 160L2 161V158ZM106 161H107V164L105 165L104 163ZM167 161H168V159H167ZM234 161H236V160L234 159ZM243 161H245V160H243ZM2 162L0 163L1 165L3 164ZM68 162H70V164H71L70 166L68 165L69 164ZM208 162H209V164H208ZM214 162L215 163L217 162L219 164L216 163V165L213 166L212 163H214ZM148 163H150V162H148ZM220 163H223V165L220 164ZM58 164L59 165H68L69 166V167H67L65 169L66 171L59 167L61 170H63L60 174L65 173L64 176L60 175V179H56V178L59 177L58 176L59 174L57 172L59 170H55L54 169V167L56 165H58ZM121 164H123V163H121ZM1 165H0V167H1ZM76 165H78L79 167L76 166ZM179 165H177V167ZM165 166H164V168H165ZM3 167H4V165H3ZM9 167H11V166H9ZM243 167H244V165H243ZM56 168L59 169L58 166ZM53 169L58 174L57 175L58 177L55 178L56 179L55 181L53 179H51L52 175L49 174V173L52 172ZM252 169L254 170V168H251L250 171H253ZM4 170H2V168H1L0 172L4 171ZM167 170H169V169H167ZM180 170L177 169V171H180ZM20 171L18 173H20ZM177 171H175V172H177ZM216 171H217V169H216ZM216 171H214V172L212 171V173L214 175H217L218 173H220V172H218V171L216 172ZM247 171L248 172H246V173H248L249 179H251V178L254 179V177H255V179L256 178L259 179L258 174H255L256 170H254L255 173L254 172H250L249 170H247ZM5 172H3V173L1 172L0 173L1 174L0 177H2V174L4 175ZM15 172H16V170L12 169L9 173L8 172H6V173L10 174L11 176H14ZM182 172L185 173L184 176H182ZM27 173H29V172L27 171ZM36 173H35V175H36ZM46 173L51 175V177L49 175H47ZM104 173H106V172H104ZM154 173L156 175H154ZM159 173H161V172H159ZM166 173H168V172H166ZM224 173L225 172L223 171V174ZM20 174L18 175V180H19V178H21L22 175L24 176V172L20 173ZM98 174H99V176L96 177ZM223 174H221V175H223ZM7 175H5L4 177H9ZM76 175H73V173H72V176H76ZM174 175H176V173H174ZM31 176L32 175H31V171H30V178L33 179V177H31ZM163 177H164V175H163ZM220 177H222V176H220ZM220 177H219L218 180H215L216 182L214 184L216 186V188L214 187L215 188V192L217 191V189L219 190V192L217 191L218 192V193L216 192L217 194L215 192H214L215 194L211 193L212 196L214 195L213 196L214 198L210 197L208 199V196H207V197H205L206 198L205 201H203L204 202L203 209L205 210V211L203 210V212H206L207 215H208V216L207 215L205 216V219L203 217V221L206 220V218L208 217L207 218L208 226L211 227L209 229H214V230L218 229L217 228L218 226H216V224L219 225V223L217 221H216L217 223L215 222L214 217L219 218L221 216V215L219 216V214H222V216L220 218V220H221V219H223L222 217H223L224 213L222 212L223 210L221 211V205L222 204L218 205L217 201L227 197L226 199H227V202H228L229 206H232V208H231L232 212H230L232 215L231 216L227 215L228 216L227 218L229 219V217H230L229 220H231L232 222L234 221V222L232 223L228 219L227 220L231 224H234L236 226L235 228H237V229H239V231H241V233L238 231L239 232L238 234H242L243 232L246 233V231H247V233H249L248 229L245 228L247 223H249V222L246 221L247 219H243L242 217H238L239 216L238 213L242 214L243 216L248 215L247 212H248L249 208L245 209L246 205L245 206L243 205L244 203H243V199H242L241 193L236 190L237 189V185L235 183H233L232 181H229L230 179H233V177L232 178L229 177L230 179H228V181L227 180L223 181ZM49 178H50V180H49ZM92 178H94V179H92ZM21 179H20V183H21ZM74 179H77V178L75 177ZM78 179H77V181H78ZM180 179H178V180H180ZM58 180H60V183H58L59 182ZM48 181H50V182H48ZM64 181H65V179H64ZM197 181H199V180H197ZM55 182H57V183H55ZM72 182H74L73 179H72ZM0 183L4 184L2 181H0ZM52 183H54V184H52ZM67 183H68V181H67ZM75 183H78V182H76V180H75L73 185H76ZM80 183L81 182H79V184ZM36 184L38 185V183H36ZM50 184H52V187H51ZM79 184H77V185H79ZM119 184H121V183H118L117 185L114 184V186L111 187L109 194L107 192L108 195L106 194L107 196L104 195L102 197H101L100 194L99 195L97 193H96L97 195L93 194L92 190H89V188H88V190L91 191L90 193L88 191V195L89 196L87 194H84L85 193L84 190H86V189H84V186L82 187L84 192L81 191V189L77 190L78 197H77V195L75 196V197H77V199H75V197H74L73 201L71 200L72 203L69 202L70 205H68V202L66 201L68 207L65 206V207H67V210L64 209L63 210L64 212L62 211V213H63L62 216L65 215L64 214L65 212H68L67 213L68 217L70 215H72V216L78 217V219L81 218L82 227H81V223L79 222L80 220L78 221L80 223L79 227H81V229L80 228L78 229V227L75 228L76 227L75 225H73L74 227H72L69 223H68L69 225L67 224V226L65 225V223H61L60 224V221H61L60 217L61 216L58 218L57 214L53 213L56 216L55 220H57V221L60 220L58 223L55 222V223H57L56 225H58V224H60V225H59L58 229H57V226H56L57 230L53 232V235L51 233V235H52L51 239L48 238V241L45 240L48 243L44 244L43 246L38 241H37L38 243H35L36 241L32 240L34 238V236H33V238H31V240L34 241V242H32V241L31 242H26V237L24 238L25 241H22L21 238L23 236L21 237V236L18 235L19 237H17L16 233L18 231H16L15 229H14L15 230L14 232H16V233H9V235L7 233H3V228L1 226L3 225V226L6 227L8 225L7 222H6L8 218L6 217L7 215L4 213L3 210L7 208L9 210L10 209L13 210V212L15 211L14 210L15 207L13 209V206H15L13 203H15V202L13 200H10V201H12V203L9 204L10 206H7L1 212L2 214L4 213L6 215V216H4V217H6V219H4L6 221H4L3 223L7 224V225H4V224L0 223L1 224L0 225V235L2 236L3 234H5V236H6V234H7L8 237L7 236L5 237V240H6V238H7V240H6V242L3 241V243H2V239L1 238H3V240H4V237L3 236L0 237V239H1L0 243L2 244V245L0 244L1 245L0 246V249H1L0 253L2 251H4L2 249H7L8 248V250H9L10 248L14 247V245L17 244L18 246L16 245L15 247L19 248V250L14 247L15 250L17 249L16 251H18V253H21V252H23L25 250L26 254H24L25 256H21L19 254L21 256V258H19L20 257L19 255H18L19 257H15L16 260L17 259L19 260L18 261L19 263L15 262L16 261L15 259H14L15 261L14 260H11V261L9 260L12 263L14 262V264L15 263L16 264H25L27 261L30 264H32V262H34V264H57V262H59L58 259L59 258L61 259V257L68 259L69 264L70 263L73 264L74 262H80L81 261V257H80L81 254L82 255L88 254V251H87L88 249L80 250V246L81 245H79V244L83 242V243H85L87 245L90 244V246L87 247V248H89V255H87V257L88 256L90 257V253H92V254H94V256H96L95 253L100 249V246H102V242L105 241V243H104L105 245H103V247L105 246L107 248L106 240H111L112 239V238L109 239L110 237H106V235L110 236L111 233H114L113 231H114V228L116 226L114 212L119 210L120 208H124V209L126 208L127 209V207H129L127 210L130 211L132 209L131 207L134 206V205H130L127 202V199L132 198L131 196H128V198H126V200H125V198H120L118 200L115 199V198H117L118 194H121V193L123 194L124 197L129 195V193H130V195H132L134 193L133 192L134 188L132 189L131 185L128 186L129 183L128 184L124 183L122 186H120ZM131 184H133V183H131ZM4 185L2 187H0V189L2 188L3 191L5 190ZM19 185L20 184H18V186ZM64 185L66 187V184H64ZM83 185H87L88 186L87 183L83 184ZM15 186H16V189L17 188L18 189L21 188V185L19 187H17V185H15ZM12 187L15 188L14 186H12ZM12 187H11L9 192H11V191L15 192V190H13ZM37 187H39V186H37ZM73 188H76V187L73 186ZM73 188H71L70 190H72ZM80 188H81V184H80ZM59 189H61V190H59ZM1 190H0V192H1ZM72 191H71V193H72ZM79 191H81L82 193L79 192ZM4 192H7V191H4ZM13 192H12V194L14 195ZM19 192H17V193L19 194ZM3 193H0V197H1V195L4 196ZM74 193L71 195L72 197L75 194H77V193H75V194ZM23 194H24V192H23ZM55 194H57V193H54V195ZM62 194L64 195V193H62ZM206 194L208 195V192H206ZM49 195L50 194L48 192V196ZM22 196H21L20 199H18V197H16V196L15 197L20 202L22 199H24V198H22ZM38 196H40V194ZM51 196H49V197H51ZM209 196H211V195H209ZM260 196L258 198H260ZM55 197L58 198L57 195H55ZM60 197H61V195H60ZM64 197H65V195H64ZM68 197H69V195H68ZM68 197H65V198H68ZM253 197H255V196H253ZM2 198L3 197H1L0 199H2ZM57 198H56V201L59 199V198L58 199ZM10 199H12V198H10ZM13 199L16 200L15 198H13ZM50 199H49V201H50ZM6 200H8V199H6ZM39 200L40 199H38L37 201H39ZM256 200H258V202H259V199H256ZM260 200H261V198H260ZM49 201H47V202H49ZM51 201H52V204L55 205L53 200H51ZM59 201L61 203L63 202V200H58V202ZM229 201L232 204L229 203ZM17 202L15 203L16 205L19 204V203L17 204ZM22 202L25 204L24 201H21V204H22ZM41 202H44V201H41ZM41 202H40V204H41ZM227 202H225V199H224V203H227ZM2 203H4V202H2ZM61 203H59V206L61 205ZM66 203L64 205H66ZM155 203H157V202H155ZM220 203H222V202H220ZM12 204H13V206H12ZM56 204L58 205L57 202H56ZM64 205L62 204L63 207H64ZM4 206H5V204H4ZM26 206L24 205V207H23V205H21V209L22 208H24V209L26 208L27 210L30 209L29 207H26ZM56 206H55V209L57 208ZM229 206H228V208L230 209ZM2 207H3V204H2ZM32 207H34V206H32ZM50 207H52V206H50ZM50 207L48 206V209ZM58 208H60V207H58ZM224 208H226V207H224ZM39 209H41V208H39ZM42 209H44V208H42ZM53 209H54V207L51 208L50 211L52 212ZM9 210L8 211L5 210V211L8 213ZM27 210H26V212H27ZM58 210H55V213ZM127 210H126V212H127ZM235 210H236V213H233V211H235ZM246 210H247V212H246ZM33 211H30L29 213L27 212V215H29L31 212H32L31 214L34 215ZM38 211L41 212L42 210H38ZM46 211H47V209H46ZM60 211H61V209H60ZM225 211H227V210H225ZM15 212H17V211H15ZM120 212H121V209H120ZM35 213L36 214L34 216L35 217L38 216L37 213H39V212H37L35 210ZM122 213H123V211H122ZM250 213H251V211H250ZM2 214H0V217L1 216L3 217L4 214L3 215ZM23 214H22V217L25 216V214L24 215ZM100 214H101V217L99 216ZM216 214L218 216H215ZM228 214H229V212H228ZM9 215H8L9 216L8 222L9 221L12 222L11 214H9ZM54 215H53V217H54ZM96 215H97V217H99L100 221L102 220L100 222L98 219H96V220H98L100 222V223L98 222V224H97V222L94 223V219L96 218ZM123 215H125V213ZM58 216H59V214H58ZM67 216H65L64 218L68 219V218H66ZM232 216H235V217L233 218ZM18 217H17V219H18ZM35 217H31V223H32V218H35ZM93 217H95V218H93ZM179 217H180V219L182 218L181 216H179ZM231 217L234 220H232ZM248 217H250V216H248ZM38 218H40V216ZM38 218H36V219H38ZM92 218H93V220H92ZM224 218H225V216H224ZM21 219L22 218H19V220H21ZM42 219H40V220L42 221ZM69 219H68V221H69ZM14 220H16V219L14 218ZM19 220H17V221L21 222ZM34 221H36V220H34ZM70 221H71V219H70ZM78 222L76 221V223H78ZM15 223H17V222H15ZM33 223H35V222H33ZM223 223L226 224L225 222H223ZM223 223H222V225H224ZM20 224H21V227L24 225L22 223H20ZM220 224H221V222H220ZM13 225L14 224L11 225V228L13 227ZM18 225H19V223L16 224L15 226L18 227ZM43 225L44 224H42V226ZM8 226H10V225H8ZM25 226L26 225H24L23 227H25ZM31 226H32V224H31ZM122 226H124V225H122ZM226 226H227V224H226ZM7 227L5 229H7ZM21 227H18L19 228V232H20V228ZM23 227H22L23 230L22 229L21 230L22 231H26L25 230L26 228H23ZM45 227H46V229H44V230H46V231L48 230L47 234H49L51 228L49 227V225L47 226L46 224H45ZM13 228H15V227H13ZM141 228H143L145 231H149L150 230V226L148 224L144 225V226L142 225ZM141 228H140V231H141ZM37 229H39V226H37ZM219 229H221V228H219ZM233 229H234V227H233ZM41 230L42 229H40L39 231H41ZM4 231L6 232L7 230H4ZM8 231L10 232V230H8ZM33 231L35 232V230H33ZM46 231L43 232V233H46ZM34 232H32V233L34 234ZM217 233H219V232H217ZM47 234H45V236ZM115 234H113V235H115ZM147 234L141 235V234L138 233V237L139 238L142 237L143 239H146L145 237H147V236L149 237V235H147ZM200 234H201V232H200ZM38 235L39 234L36 233V238H37ZM135 235H136V233H135ZM198 235H199V233H198ZM242 235H244V234H242ZM126 236H129V235H126ZM126 236H125V238H126ZM248 236H250V235H248ZM105 237L107 239H105ZM111 237H112V235H111ZM207 237H208V235H207ZM18 238H20V239H18ZM125 238H124V240H125ZM142 238L140 240H143ZM46 239H47V237H46ZM128 239H130V238H128ZM20 240L23 243L22 242L19 243ZM194 240L189 241V243H192ZM78 241H80V242L78 243ZM146 241L151 242V240L150 239L148 240V238H147ZM146 241L144 240V242H146ZM40 242L42 243L41 240H40ZM113 242L114 241L111 240V243H113ZM36 244H37V247H40V245L42 247H40V249H38L36 247ZM38 244H40V245H38ZM145 244H147V243H145ZM217 244L218 243H216V245L214 244V246H212V245L209 246L208 252L205 253L204 255L207 256V257H212V259L215 258L217 249L219 250L220 248H223L221 246L224 245L221 242H220V244H218V245ZM98 245H99V248H98ZM111 245H108V246H111ZM126 245H127V243H126ZM128 245H130V244L128 243ZM184 245H186V244H184ZM226 245H224V246H226ZM66 246H68L70 248V250L72 249V251H70V253H68V251H67V253L65 252L66 249H68V248H66ZM188 246H187V248H188ZM216 246L217 247L220 246V247L217 248ZM103 247H101L100 250H102ZM182 247H185V246H183V244H182ZM36 248H37V251H36ZM106 248H104L103 251H105ZM109 248L111 249L112 246L109 247ZM90 249L93 252H90ZM8 250H5V251H8ZM41 250H42V252L44 250V253H46V254L47 253L53 254V257L55 256V258L54 259L52 258V260H51V258H49V257L46 258L47 257L46 256L45 258L47 260H45L44 257L43 258L40 257V258L44 259V261H43V260H37L39 258L38 256L34 257V256L31 255V254H33L32 251L35 252V253H41L40 252ZM112 250H113V248H112ZM28 251H30V253ZM82 251H83V253H82ZM94 251H95V253H94ZM27 252L29 253V255H31L32 258L33 257L35 258V259L33 258L34 261L32 260V262H31L32 258H30V256L27 257ZM111 252H113V251H111ZM44 253H42V255ZM128 253H129V251H128ZM46 254H44V256ZM79 254H80V256H79ZM98 254L99 253L97 252V255ZM124 254H125V252H124ZM1 255H3V254H1ZM34 255H36V254H34ZM47 255H49V254H47ZM49 256L51 257V255H49ZM150 256H151V254H150ZM1 257L2 256H0V264H1V261L3 260V258H1ZM24 257H26V258H24ZM79 257H80V261H77V260H79ZM123 257H125V256H123ZM152 257H154V255H152L151 258ZM158 257H161V256H158ZM9 258L13 259V257H9ZM163 258H165V257L163 256ZM8 259L5 258L4 259V260H6L5 262H7ZM4 260H3V262H4ZM24 261H26V262L24 263ZM63 261L65 262V260H63ZM68 261L66 260L65 264H67ZM86 261L87 260H85V262ZM158 261H159V259H158ZM158 261H156V262L158 263ZM3 262H2V264H3ZM154 263H155V261H154ZM60 264H64V263L61 262ZM215 264H217V263H215Z\"/></svg>",
  "mask_w": 264,
  "mask_h": 264
}]
</instances>
